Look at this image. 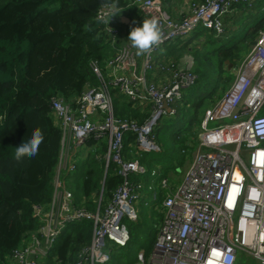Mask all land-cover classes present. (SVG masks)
Instances as JSON below:
<instances>
[{"label": "built area", "instance_id": "1", "mask_svg": "<svg viewBox=\"0 0 264 264\" xmlns=\"http://www.w3.org/2000/svg\"><path fill=\"white\" fill-rule=\"evenodd\" d=\"M252 1L191 0L180 20L171 16L162 0L132 1L149 19L157 20L159 44L145 52L140 63L132 46H121L108 62V81L101 78L98 86H88L74 106L60 97L52 102L63 131L59 163L62 170L76 169L80 150L89 147L93 138L106 142V170L111 162L115 163L124 181L111 201L93 212L76 206L73 193L60 190L61 182H55L51 203L35 206L41 226L10 256L11 264H46L62 230L84 220L93 221L92 241L69 264H107L117 248L130 242L125 220L139 218L141 186L130 183L128 177L131 173H144L146 168L138 160L124 159L125 136L130 132L136 135L138 153L161 151L155 131L165 117L174 116V105L199 80L190 68L166 61L167 56L162 55L165 46L199 26L222 33V17L233 5ZM119 11L120 8L105 4L98 12V19L113 40L123 23ZM94 69L101 77L99 69ZM157 69L162 79H149L150 74L157 75ZM111 85L119 86L129 99L147 110L142 123L115 115ZM212 122L218 125L211 127ZM71 151L74 154L69 158ZM57 179L60 180L59 175ZM160 187L165 192L160 203L163 220L152 252L148 256L140 252L135 264H237L240 259L249 264L252 258L264 264V31L229 85L204 109L198 146L183 180L163 179ZM158 193L154 191V198Z\"/></svg>", "mask_w": 264, "mask_h": 264}, {"label": "trees", "instance_id": "2", "mask_svg": "<svg viewBox=\"0 0 264 264\" xmlns=\"http://www.w3.org/2000/svg\"><path fill=\"white\" fill-rule=\"evenodd\" d=\"M132 1L0 0V264H11L10 256L21 247L30 233L41 226L35 206L51 203L55 197L58 175L61 182L59 189L70 190L76 206L91 212L103 209L124 181L115 163L111 162L106 170V142L93 138L88 142V155L77 163L76 169L72 172L61 170L59 173L63 131L53 113L52 102L54 98L60 97L74 106L88 86H98L101 78L108 81V62L117 55L121 46H132L141 62L144 53L138 52L128 35L133 27L149 18ZM174 1L177 0H162L173 18L170 5ZM195 1L202 3L205 0ZM253 3L264 7V0H253L251 5ZM105 4L120 8V18L127 16L131 21L130 24L121 23L114 40L98 19V12ZM245 4H234L222 17L224 34L213 36L216 41L223 43L224 39L231 38L226 35L230 30L228 24L233 18L237 21ZM237 7L238 11L227 17ZM263 31L264 18L245 37L242 50L247 47L250 49ZM208 43L209 40L205 39L184 41L178 38L165 46L166 61L172 60L176 67L190 68L199 77V74H206L211 68L216 69L215 72L219 73L226 87L234 78L228 63L236 68L246 55L241 57L242 52L239 53L237 48L225 53L220 49V55L216 58L205 57L199 61V54L204 51V47L209 46ZM189 59L193 60L191 64ZM95 67L101 72V77ZM156 73L163 76L158 69ZM153 74L149 75V79ZM191 89L185 92L187 102L190 101ZM110 93L117 117L135 119L140 123L145 120L147 110L129 99L119 86L111 85ZM207 101L210 104L215 102L213 97H204L193 101V110L187 108L188 114L191 112L188 117L190 125L167 127L163 120L155 131L156 141L161 147L159 152L138 153L136 135L131 132L126 134L124 159L138 160L146 168L144 173H131L128 177L130 183L141 186L138 189L141 196L148 189V176L154 169L165 175L173 167L169 163L183 164L191 155L193 144L198 140L196 130L203 115L202 112L200 116L201 109ZM37 127L44 133L38 154L15 160V147ZM163 156L170 162L166 164L162 161L159 166ZM158 187V198H162L159 184ZM154 213L162 222L164 214L157 210ZM147 214V211L144 216L139 213L138 220L130 222V242L134 238L137 241L149 224ZM60 236L64 237V241L54 245L46 264H69L77 260L81 249L92 241L93 221L69 224L58 238ZM130 242L125 247L117 248L113 257L121 255L124 250L129 254L127 247ZM138 251L139 248L133 258L125 260L123 264H135ZM150 251V248L145 250L146 256Z\"/></svg>", "mask_w": 264, "mask_h": 264}, {"label": "rangeland", "instance_id": "3", "mask_svg": "<svg viewBox=\"0 0 264 264\" xmlns=\"http://www.w3.org/2000/svg\"><path fill=\"white\" fill-rule=\"evenodd\" d=\"M245 8H243V13L239 16L237 21L231 20V22L228 24L229 25V32L226 34L228 37L231 36V38H227L223 40V43H219L220 41H216V38L213 36H217V32L205 28L203 26H199L196 30L192 31L190 34L186 35L185 37H181L182 40H190V39H205L209 40V43L207 47H204V51H202L199 55L201 58L199 61H203L205 57H210L211 59L216 58V56L220 55V49L221 51L228 52L231 50H235V48L239 49V53H241V57L246 55V53L249 52V48H243L242 50V44H244L245 37L248 36L250 30L257 24L259 23L263 18H264V7L260 6V4H245L243 5ZM226 33V32H225ZM224 34V33H222ZM222 34H219L223 36ZM240 47V48H239ZM216 69L211 68L206 74H199V80L197 81V84L195 87H193L190 92V101L188 102L185 100V97L182 100H179L174 107L176 108L177 113L172 117V116H167L165 117V123L166 126H175L176 128H180L183 126L190 125L189 123L191 120H189L190 113L188 114L189 111H187V108L193 107V101H199V99L204 98V97H213L215 93L218 91V88L221 84V76L219 73L215 72ZM229 70H232L233 74L235 75L238 66L236 68L230 67ZM208 77V78H207ZM208 83V86L206 85ZM224 87V82L223 86ZM207 104L210 102L207 101ZM209 106L205 105L202 110ZM193 110V108H191ZM188 114V115H187ZM172 120V121H171ZM218 125V122H212L210 123L211 127H216ZM179 131V130H178ZM198 137V131L196 130V138ZM198 146V140L196 141L195 144H193V148L196 149ZM166 156H163L161 158L162 161H164L166 164L170 162V159H166ZM191 162V159H190ZM189 162V163H190ZM62 170V167L59 165V173ZM56 185L60 182V180H55ZM139 205L140 202L138 201ZM138 207V205H137ZM139 209V207H138ZM131 222L130 220H125ZM129 228V227H128ZM64 241V237L60 236L58 238L56 244L60 245ZM130 251L129 254L126 253V251H122L120 254L121 255H116L113 257V259L107 263V264H123L125 260H131L136 253V251L139 248V239L136 241L134 238L130 244L127 247ZM123 250V249H122ZM244 259H240L237 264H243ZM249 264H258V261L254 258L249 260Z\"/></svg>", "mask_w": 264, "mask_h": 264}, {"label": "crops", "instance_id": "4", "mask_svg": "<svg viewBox=\"0 0 264 264\" xmlns=\"http://www.w3.org/2000/svg\"><path fill=\"white\" fill-rule=\"evenodd\" d=\"M189 1L190 0H181V1L179 0V2H178V0H177V1H174L173 3H171L170 9H171V13H172V15L174 16L175 19H178V18L181 19L185 15V8L188 5ZM238 9H239V7L235 8L227 17L230 18L231 14L237 12ZM225 21H227L226 17H225ZM175 54H176V51H175ZM162 55H165V54H162ZM228 65H229L228 68L233 66L231 63H228ZM110 73L111 72L109 70V75H110ZM151 79H154L156 81H160L162 78H160L159 75H155V76H152ZM222 86H223V81L221 82V84H220V86L218 88V91L213 96L214 100H216L218 94L220 93V90L222 89ZM211 104L209 103V104H206V105H211ZM202 112H203V110L201 109L200 116L202 115ZM58 125H59V123H58ZM89 150H90L89 147L84 148L83 150H80V154L81 155L79 156L78 162L81 159H85L86 158V156L88 155ZM195 151H196V149H194L192 147L191 155H188L187 159L185 160V162L183 164H180L178 162L169 163L173 167L170 168L165 175L163 173H160L158 170L154 169L151 172V175L148 176V180H149L148 186H147V183H145V185L143 184L144 188H146V186H147L148 189H146V191L144 193L142 192L143 194H142L141 198L139 199L140 205L138 203V207H139V213L141 214V216L145 215V211L148 212L146 217H147V219L149 221V224H147V226H145V228H144L145 230L142 233H140L138 254L140 252H144L145 253V250H147L149 248H150L151 251L153 250L154 242H155V238H156V233H157L156 227L158 228L159 224L161 223V221H160L161 218L156 216V213H154V210H157L159 213L163 214L162 211H161V208H160V203L165 198V192H164V190L161 189V197L162 198H158V196L160 195V192L158 193L157 198H154V191L157 190L156 188H159L158 184L160 185L161 181L163 179H170V180H173V181H176V182L182 181L184 176H185V173L188 170L189 165L191 164V162H192V160L194 158ZM73 154L74 153L71 151V153L69 154V158H72ZM76 158H77V154H76ZM190 159H191V162H190ZM160 161L161 162H159L157 160V162H159V166L162 165L161 164L162 163L161 158H160ZM126 224L129 227V224H130L129 221H126Z\"/></svg>", "mask_w": 264, "mask_h": 264}, {"label": "clouds", "instance_id": "5", "mask_svg": "<svg viewBox=\"0 0 264 264\" xmlns=\"http://www.w3.org/2000/svg\"><path fill=\"white\" fill-rule=\"evenodd\" d=\"M108 22V21H105ZM128 39L139 53L150 51L161 39L160 27L156 19H143L139 26L133 27ZM44 140L43 130L34 128L27 139H23L14 150L13 158L20 161L24 157H35Z\"/></svg>", "mask_w": 264, "mask_h": 264}, {"label": "water", "instance_id": "6", "mask_svg": "<svg viewBox=\"0 0 264 264\" xmlns=\"http://www.w3.org/2000/svg\"><path fill=\"white\" fill-rule=\"evenodd\" d=\"M122 22L125 23V24H130L131 23L130 19L127 16H123L122 17Z\"/></svg>", "mask_w": 264, "mask_h": 264}]
</instances>
